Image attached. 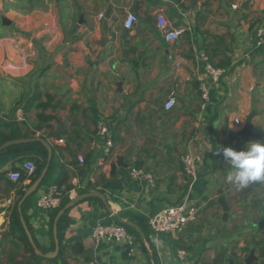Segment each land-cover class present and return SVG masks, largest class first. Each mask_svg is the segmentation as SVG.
<instances>
[{
	"label": "crops",
	"instance_id": "1",
	"mask_svg": "<svg viewBox=\"0 0 264 264\" xmlns=\"http://www.w3.org/2000/svg\"><path fill=\"white\" fill-rule=\"evenodd\" d=\"M244 1L64 0L63 6L49 2L33 16L39 35L28 39L10 33L0 7V123H17L20 137L14 141L39 138L51 147L46 165L47 152L40 144L46 152V171L21 206L36 249L46 251L43 255L54 251L51 211L37 208L36 201L63 171L66 181L61 189L71 188L63 195L69 201L95 192L105 201L89 198L63 214L64 241L75 239L82 247L78 254L66 250L60 256L67 264H181L178 251L185 252L191 264H213L217 257L219 264H244L251 250L250 264L263 262L264 228L258 225L263 222L264 227V182L237 190L225 180L229 169L222 155H215L219 147L240 151L257 141H242L247 117L251 127L264 132V48L255 45V30L264 23V0H251L248 11L241 9ZM128 13L137 16L131 31L122 27ZM197 13L203 18L196 20ZM159 14L180 31L179 40L165 41L156 24ZM22 26L32 30L26 22ZM224 61L230 65L220 68L225 71L220 86L210 85L205 66L219 68ZM57 66L67 79L57 74ZM203 81L209 84L205 101L199 91ZM39 94L43 102L46 95L52 98L45 111L36 107ZM34 96L37 102L27 105ZM170 97L176 104L166 112L163 106ZM39 115L49 120L41 122ZM98 122L108 129L107 154L104 138L97 135ZM33 143L37 142L18 144ZM185 153L197 160L193 180L182 170ZM118 158L125 168L115 166ZM34 160H43L42 154L0 155V201H10L0 217V264H9L12 239L4 235L18 191L25 193L37 180L13 182L9 174H26L23 165ZM132 170L151 175L153 182L132 178ZM184 199L198 208L197 219L179 233L161 235L154 245L149 227L146 238L142 225ZM98 223L127 226L131 243L95 241L92 228ZM60 259L42 264H60Z\"/></svg>",
	"mask_w": 264,
	"mask_h": 264
},
{
	"label": "built area",
	"instance_id": "2",
	"mask_svg": "<svg viewBox=\"0 0 264 264\" xmlns=\"http://www.w3.org/2000/svg\"><path fill=\"white\" fill-rule=\"evenodd\" d=\"M98 19H104V15L100 13L98 15ZM136 23L137 16L132 13H128L122 24L123 30L131 31ZM156 24L165 41L172 43L179 40L181 36L180 31L170 27L169 23L162 14L157 15ZM255 45L258 48H264V23L255 30ZM224 73V70L215 68L209 64L205 66V74L210 85L212 84L219 87ZM209 84L203 81L199 85V91L203 101H205L207 98ZM175 104V99L170 97L165 102L163 109L166 112L170 111L175 106ZM97 135L98 137L104 138V145L106 147L105 154H107L109 152V148L111 147L110 137L107 127L101 122L97 123ZM78 160L80 163H83L81 158ZM180 161L185 175L189 179H195L197 175V160L190 153H185L182 155ZM23 170L29 176L34 172L35 167L32 163H25L23 165ZM130 176L132 178H144L149 183L153 182L151 175H146L140 170H132L130 172ZM9 178L11 181L17 182L20 179V173L18 171H13L9 174ZM63 195L64 194L55 185H52L37 199L36 207L47 212L56 210L61 205ZM9 205V200L0 201V217L4 214V209H6ZM197 215L198 208L186 199L177 205L168 207L165 210L155 214L148 220V227L150 230V238L152 243L157 245L161 235L179 233L189 223L194 222L197 219ZM92 237L97 242L108 241L112 243H131V236L127 233L126 229L123 226L115 223L96 224L92 228ZM176 257L181 264H191L187 260L186 254L183 251H178ZM88 264L99 263L95 260H91L88 262Z\"/></svg>",
	"mask_w": 264,
	"mask_h": 264
},
{
	"label": "trees",
	"instance_id": "3",
	"mask_svg": "<svg viewBox=\"0 0 264 264\" xmlns=\"http://www.w3.org/2000/svg\"><path fill=\"white\" fill-rule=\"evenodd\" d=\"M12 1H13L12 5L15 8V10H22L23 13H26V14H28L32 11H35V10L44 9L46 4L49 2H55L56 4L61 5V6H63V2H64V0H12ZM202 18H203V16L201 15V13H197L196 20H199ZM229 65H230L229 61H224V63L219 66V69L220 68H222V69L227 68V67H229ZM215 68H218V67H215ZM40 97H41V95L39 94V103L36 105V107L41 109L42 111H45L47 108H49V104L52 101V98L49 95H46L44 97L46 99V101L43 102L40 100ZM37 98H38V96L32 97L31 99L26 101V104L28 105L30 103H33V101L37 102ZM39 119L41 122H45V121L49 120V118L42 116V115H39ZM6 130L8 132H6ZM19 137H20V135H19L18 130H17V123L15 121H12L9 123H0V146L6 142L17 140V139H19ZM29 151H35V152L41 153L43 156V160H41V161L34 160L33 165L35 167V170L31 175L27 176L23 172H19L20 173V179L19 180L22 181V180L27 178L30 180L31 183H33L39 177V175H40V173L44 167L45 157H46V152H45L44 148L39 143L10 145V146L6 147L5 149H3L0 152V155H6V154H11V153H23V152H29ZM141 165H142L141 161L139 160L136 163L135 167L137 169H139L141 167ZM13 171H16V170H13ZM65 181H66L65 174L63 171H61L57 180L55 181V186L59 190H62L61 186L64 185ZM170 181H172V178L169 179V182ZM70 190H71L70 187H66L64 189V191L62 190V193L66 194ZM23 194H24L23 190L18 191V199L16 200L15 205L12 207L10 215H9L8 231L4 235L5 238L10 237L12 239V240L8 241L10 253L8 254L7 262L9 264H42L43 261H45V262H57V260L60 259V256L63 255L66 250H69V252L74 253V254L80 253L82 250L80 242L76 241L75 239L74 240L70 239V240L65 242L63 239V228H62V226L64 223V217H65L64 216L65 214H64L59 218L58 223H57V228H56L57 240H58V244H59L58 257L54 260H48V259H44L42 256H38L36 254V252L31 247V245H30V243H29V241L25 235L22 224L20 222V215H19L18 210H17V204H18L19 200L22 198ZM95 200H97V199H95ZM68 202H69L68 196L67 195L63 196L60 207L49 213L50 214L49 236H50V240L52 243L50 250H53V248H54V242H53V236H52L53 220L56 217L57 213ZM146 224L147 225H145V223H144L142 225V231L145 233L146 238H148V232H147L148 222ZM122 226L125 229H128L127 226H124V225H122ZM26 227L32 236L31 227L28 226L27 224H26ZM4 237H3V239H4ZM0 249H1V245H0ZM37 249L41 254H45V252H46L44 249H42L40 247H37ZM2 252H4V250ZM21 253H22L23 257L21 256ZM19 256H21V257L18 260ZM261 257L263 258V262L261 264H264V241L262 242V247H261ZM219 262H220V258L217 257L215 259V261L213 262V264H219ZM60 264H67V263L65 260L60 259Z\"/></svg>",
	"mask_w": 264,
	"mask_h": 264
},
{
	"label": "water",
	"instance_id": "4",
	"mask_svg": "<svg viewBox=\"0 0 264 264\" xmlns=\"http://www.w3.org/2000/svg\"><path fill=\"white\" fill-rule=\"evenodd\" d=\"M251 3V0H245L242 4H241V9L243 11H248V8H249V5ZM193 4H195V0H193ZM108 14H106V17H108ZM81 22V21H80ZM2 23L4 25H9L10 22L3 18L2 19ZM56 72L57 74H59V76H61L63 79H67L65 73H63V71L61 70V67L60 66H57L56 67ZM175 135H172V137H174ZM241 138H242V141H248V139H252V140H257V141H264V132L259 130V129H254L253 127H251V117H247L246 119V127L244 129V131L242 132L241 134ZM24 142H37L39 144H41L45 149H46V152H47V164H49L50 160H51V147L49 146V144L43 140V139H33V140H19V141H10V142H6L4 143L3 145L0 146V152L8 147L9 145H14V144H18V143H24ZM116 167H124L125 168V165L123 164V160L122 158H118L117 159V162L115 164ZM114 168V166L112 167ZM165 170V167H163V169H161V171H158V175L160 174H163ZM45 171H46V168L41 172V174L39 175V177L37 178V180L31 185V187L24 193L21 201L18 203V206H17V210H18V213L20 215V222L22 224V227H23V230L25 232V235L31 245V247L33 248V250L36 252V254L38 256H42L44 258H47V259H53L57 256L58 254V250H59V244H58V241H57V235H56V227H57V223H58V220L59 218L67 211L69 210L70 208H72L74 205L80 203L81 201H84L86 199H89V198H95V197H98L102 200V202L105 204V201L102 197V195L98 192H95V193H86V194H83V195H79L77 196L76 198L70 200L56 215V217L54 218V221H53V237H54V251L50 254H47V255H43L41 254L37 249H36V246L35 244L33 243V240L31 238V235L26 227V224L21 216V206H22V203L27 199L28 196H30L31 194H33L37 187L39 186L42 178L44 177V174H45ZM221 202V201H220ZM223 205V204H222ZM223 212L225 213L224 217H223V221H226L227 219V212L228 210L227 209H223ZM263 222H260L259 225H258V228L260 229H263ZM142 240L145 242V236L143 234H140ZM149 249V247H148ZM150 250V249H149ZM253 259V250H251L248 254V256L244 259L243 263L244 264H250L251 260ZM260 261H263V259H260Z\"/></svg>",
	"mask_w": 264,
	"mask_h": 264
},
{
	"label": "clouds",
	"instance_id": "5",
	"mask_svg": "<svg viewBox=\"0 0 264 264\" xmlns=\"http://www.w3.org/2000/svg\"><path fill=\"white\" fill-rule=\"evenodd\" d=\"M228 166L225 180L237 190L248 188L254 182H264V141L248 142L243 150L219 147L215 153Z\"/></svg>",
	"mask_w": 264,
	"mask_h": 264
},
{
	"label": "rangeland",
	"instance_id": "6",
	"mask_svg": "<svg viewBox=\"0 0 264 264\" xmlns=\"http://www.w3.org/2000/svg\"><path fill=\"white\" fill-rule=\"evenodd\" d=\"M13 2H10L8 0H0V7L3 10V13H1L2 16H4V18L8 19L9 21H11L10 23V33H15V35L18 37H22L24 39H28V37L30 36H34V35H39V26H37V28H35L33 26L34 21L38 23V19H34L33 16H39V10H35L38 11L36 13L30 12L28 14L23 13L22 10H15V8L13 7ZM9 5V6H8ZM10 10V11H8ZM12 12V13H10ZM62 14V13H61ZM27 21L30 22L29 24H27ZM26 22V26L29 29V31H25L22 25H25ZM1 27V24H0ZM35 28V29H34ZM34 29V31H33ZM35 39V38H34Z\"/></svg>",
	"mask_w": 264,
	"mask_h": 264
}]
</instances>
